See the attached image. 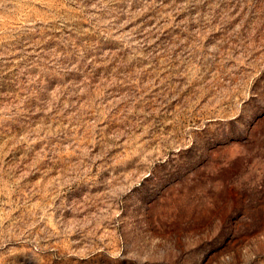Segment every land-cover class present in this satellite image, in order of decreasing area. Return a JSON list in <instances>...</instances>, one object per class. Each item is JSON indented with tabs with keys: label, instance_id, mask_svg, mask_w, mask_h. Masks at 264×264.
Segmentation results:
<instances>
[{
	"label": "rangeland",
	"instance_id": "rangeland-1",
	"mask_svg": "<svg viewBox=\"0 0 264 264\" xmlns=\"http://www.w3.org/2000/svg\"><path fill=\"white\" fill-rule=\"evenodd\" d=\"M0 264H264V0H0Z\"/></svg>",
	"mask_w": 264,
	"mask_h": 264
}]
</instances>
